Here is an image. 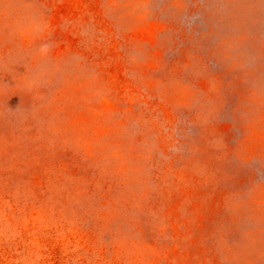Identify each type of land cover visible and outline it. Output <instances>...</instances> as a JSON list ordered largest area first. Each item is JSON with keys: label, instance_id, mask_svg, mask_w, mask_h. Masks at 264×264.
Instances as JSON below:
<instances>
[{"label": "rangeland", "instance_id": "obj_1", "mask_svg": "<svg viewBox=\"0 0 264 264\" xmlns=\"http://www.w3.org/2000/svg\"><path fill=\"white\" fill-rule=\"evenodd\" d=\"M0 264H264V0H0Z\"/></svg>", "mask_w": 264, "mask_h": 264}]
</instances>
